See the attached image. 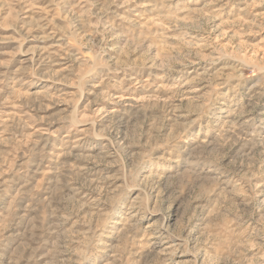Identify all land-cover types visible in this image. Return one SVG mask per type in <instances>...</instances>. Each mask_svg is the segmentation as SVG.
Instances as JSON below:
<instances>
[{"label": "rangeland", "instance_id": "1", "mask_svg": "<svg viewBox=\"0 0 264 264\" xmlns=\"http://www.w3.org/2000/svg\"><path fill=\"white\" fill-rule=\"evenodd\" d=\"M0 264H264V0H0Z\"/></svg>", "mask_w": 264, "mask_h": 264}, {"label": "bare ground", "instance_id": "2", "mask_svg": "<svg viewBox=\"0 0 264 264\" xmlns=\"http://www.w3.org/2000/svg\"><path fill=\"white\" fill-rule=\"evenodd\" d=\"M49 41V40H48Z\"/></svg>", "mask_w": 264, "mask_h": 264}]
</instances>
